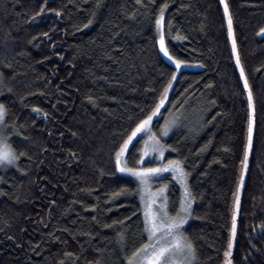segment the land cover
<instances>
[{
    "label": "trees",
    "instance_id": "obj_1",
    "mask_svg": "<svg viewBox=\"0 0 264 264\" xmlns=\"http://www.w3.org/2000/svg\"><path fill=\"white\" fill-rule=\"evenodd\" d=\"M226 2L255 110L232 263L264 264V0ZM143 3L0 0V135L26 153L0 168V264H128L146 243L136 182L118 173L115 153L175 71L157 44L164 3L168 53L199 68L178 72L153 132L177 118L163 142L187 173L193 204L184 234L194 264H224L248 105L223 11L218 0ZM140 148L138 138L129 167ZM168 180L176 215L180 189Z\"/></svg>",
    "mask_w": 264,
    "mask_h": 264
},
{
    "label": "snow or ice",
    "instance_id": "obj_2",
    "mask_svg": "<svg viewBox=\"0 0 264 264\" xmlns=\"http://www.w3.org/2000/svg\"><path fill=\"white\" fill-rule=\"evenodd\" d=\"M137 4L147 7L143 3V0H136ZM149 3H155V0H149ZM220 3L223 4L224 16L227 18V29L228 36L232 39V52L236 54V63L237 66L240 65L239 55L237 53L236 41L233 38V21L229 11V5L226 0H220ZM168 8V4L164 3L159 9V18L156 20V26L159 33V44L160 51L163 54L171 59L169 56L168 50L165 47V38L163 34L164 20H165V10ZM55 11V10H53ZM44 12V8L40 9V13ZM40 13H37L38 15ZM61 13L56 12V15L59 16ZM92 21H89L91 24ZM87 27V25H85ZM170 27V26H169ZM260 33L264 34V28L260 29ZM47 35V33H45ZM177 67L180 66V61H177ZM240 76L244 78V71L241 68ZM175 79V77H173ZM168 87H171L169 83ZM244 88L248 89V108L250 110L249 121H248V142L245 146L244 159L241 162L242 167H247L248 161V151L252 146V132H253V118L251 111L253 108V97L252 92L249 89L248 82L244 79ZM168 88L164 89V95L161 96V99L158 104H156L155 109L152 110L151 114L146 117V119L141 120L136 124L135 128L132 130L131 134L128 135L127 139L119 146V150L115 153V163L116 168L120 173H126L130 176L135 177L141 184L146 183L152 177L159 176L161 173L166 171H178L181 176L184 177L187 175L181 167L180 161L169 160L166 165L156 168H132L128 167L126 162H122L121 157L127 151L128 146L132 143L133 138L137 136L138 133L144 132L148 125L151 123L153 116H155L160 108L164 105L166 98V93ZM89 101H92V97L88 98ZM33 111H39V109H33ZM6 109L3 104H0V125L5 124ZM165 135L167 132L165 131ZM75 135V133H73ZM152 140L151 150L154 152H159L163 155V148L159 143V139L155 136L149 137ZM26 153L20 152L17 155L16 151L8 144L7 139L0 135V165L4 164H13L15 163L20 156H24ZM240 182H243V175H241ZM124 191V190H122ZM163 191V189H162ZM188 191L187 185H185V192ZM240 184L237 186L236 193H234V202L235 209L238 210L240 206ZM114 195H120L116 193ZM155 204V200H152L145 205L144 210V223L145 229L149 233L150 242L144 244L141 248L137 249L133 253L132 258H129L128 264H138V261L141 257L147 260V264H194L195 261V248L194 245L185 237L182 232V226L186 222L188 216L191 214V204L181 202L180 211L175 215H170L167 209V206L159 207L156 210H153L152 205ZM236 210L232 214V225L230 229V238L227 244V250L224 252V264H232V248H233V238L236 236L237 229V216ZM66 255L71 256L72 253H66ZM179 258V259H177ZM247 259V257H245Z\"/></svg>",
    "mask_w": 264,
    "mask_h": 264
},
{
    "label": "rangeland",
    "instance_id": "obj_3",
    "mask_svg": "<svg viewBox=\"0 0 264 264\" xmlns=\"http://www.w3.org/2000/svg\"><path fill=\"white\" fill-rule=\"evenodd\" d=\"M263 35L264 34H261L260 31H259V36H263ZM157 44H158L159 52L162 55V57L167 62L172 64L174 66V68H175L173 77L176 78L178 72L181 69H196V68H199V66L197 64H187V63H184V62H181L180 66L177 67V63L176 62L178 60L174 59L170 54H169V56L171 57V59L166 57L163 54V52L160 51L158 30H157ZM173 77H172L171 81L169 82V83H171V87H172V85L174 83V80H175V79H173ZM169 83H168V85H169ZM168 85L166 86L168 88V91L166 93V98H165V101H164V105L166 104L167 97H168V94H169L170 89H171V87H168ZM162 95H164V91H163ZM160 99H159V101H160ZM159 101H158V103H159ZM164 105L160 108L159 112L155 116H153V119H152L151 123L148 125V128H146L144 130V132L138 133L137 136L133 138L132 143L138 138L141 139V148H140V155H139V159H138V162H137V166L136 167H132V168H141V167L142 168H156V167H161L163 165H166L169 160L177 161L175 159L167 158V156H166L167 149H166V147L164 145V142H163L164 139L170 134V132L173 129L174 125L176 124L177 118H175V119L174 118H168L163 123L158 135H155L154 132H153V123H154L155 119L158 118V116H159L162 108L164 107ZM2 127L3 126L0 125V131H2ZM165 131L167 132L166 135L164 134ZM151 136H155L156 138L159 139V143H160V145L163 148V155H161L159 152H154V151L151 150V144L153 142L152 140L149 139V137H151ZM132 143L129 144L128 149H129V147H130V145ZM128 149H127V151H128ZM127 151L121 157L122 162H126L127 163V161H126V153H127ZM7 165L8 164L0 165V168L1 167H5ZM181 167H182V165H181ZM182 169H183V167H182ZM118 173L121 174V175L127 176V177L133 179L136 182L137 189H138V194H139L140 205H141L142 216H143V221L145 220V217H144L145 205H146V203H148V202H150L152 200H155V204L152 205L153 210H156L157 208L163 207V206L166 205L167 209H168V212H169L168 201H167V191H168V181H169L168 179L173 180L179 186V189H180V207H181V202L190 203L191 204V210H192L193 200H192V197H191V194H190V190H189L188 179H187V176L182 177L180 172H179V170L175 171V172L171 171V170L163 172L159 176L152 177L149 181H147L146 183H143V184H141L133 176H130V175L126 174V173H120L119 171H118ZM185 185H187V188H188L187 192H185ZM162 189H163V191H162ZM180 207H179V211H180ZM169 214H170V212H169ZM173 216H175V215H173ZM191 216L192 215L190 214V216H188L186 222L182 226L181 232H182V234L184 236H185V234H184L185 226L191 220ZM144 226H145V223H144ZM145 233H146V236H147V241H146L145 244H147V243L150 242V240H149V233H148V231H146V229H145ZM177 259H179V258H177ZM138 264H147V260L145 258L141 257L139 259V261H138Z\"/></svg>",
    "mask_w": 264,
    "mask_h": 264
},
{
    "label": "water",
    "instance_id": "obj_4",
    "mask_svg": "<svg viewBox=\"0 0 264 264\" xmlns=\"http://www.w3.org/2000/svg\"><path fill=\"white\" fill-rule=\"evenodd\" d=\"M221 8H222V11H223V4L220 3V0H218ZM223 16H224V11H223ZM224 20H225V25H226V29H227V18L224 16ZM227 38H228V41H229V45H230V49H231V53H232V59H233V63H234V66L238 72V75H239V78H240V82L242 84V87L244 89V92H245V95H246V100H247V105H248V89H245L244 88V79H246V76L244 74V78L242 79L241 76H240V71H241V62H240V65L237 66V63H236V54H234L232 52V39L229 38L228 36V29H227ZM233 38L235 39V36H234V30H233ZM237 47V46H236ZM237 53H238V50H237ZM247 80V79H246ZM249 86V85H248ZM250 89V88H249ZM253 108H254V102H253ZM249 115H250V110L248 108V121H249ZM251 115H252V118H253V132H252V143H253V136H254V125H255V110H252L251 111ZM248 142V126H247V136H246V144ZM245 144V146H246ZM251 149H252V146L251 148L249 149L248 151V161H247V167L244 168L242 167L241 168V173H240V177H239V181H238V184H240V204H241V198H242V194H243V190H244V186H245V182H246V178H247V173H248V168H249V163H250V157H251ZM245 152V151H244ZM244 159V157H243ZM241 175H243V182L241 183L240 182V178H241ZM238 186V185H237ZM237 190V189H236ZM236 210L235 209V202L233 204V210H232V214H233V211ZM239 210H240V206H239V209L236 210V216H237V224H238V216H239ZM231 225H232V217H231ZM231 229V227H230ZM237 231V229H236ZM230 238V237H229ZM235 239H236V236L233 238V248H232V255H233V251H234V246H235ZM225 260V259H224ZM231 260H232V256H231ZM233 264V263H232Z\"/></svg>",
    "mask_w": 264,
    "mask_h": 264
}]
</instances>
